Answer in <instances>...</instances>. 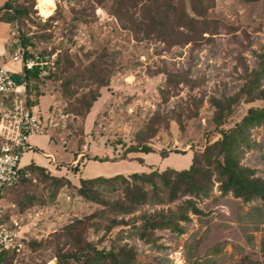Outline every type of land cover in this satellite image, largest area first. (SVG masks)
Listing matches in <instances>:
<instances>
[{
    "label": "rangeland",
    "instance_id": "obj_1",
    "mask_svg": "<svg viewBox=\"0 0 264 264\" xmlns=\"http://www.w3.org/2000/svg\"><path fill=\"white\" fill-rule=\"evenodd\" d=\"M185 1L190 7L189 0ZM203 1L207 17L228 28L221 27L213 37L205 34L208 40L196 46L168 48L156 39L137 41L123 30L110 14L114 0H65L56 13L42 3L43 17L48 19L55 13L45 21L37 15V1L31 0L33 18H26L24 26L42 34L39 50L50 60L54 58L56 71L36 108L46 128L31 137V149L22 165L33 159V164L47 165L52 173L64 175L74 184L97 176L184 170L190 166L194 151L220 140L221 132L233 128L250 108H263V100H243L217 127L211 100L234 96L245 84L246 70L259 68L264 55V0L252 4ZM10 67L20 68L19 64ZM90 68L106 86L99 88L94 83ZM76 74L85 79H77L63 92L65 79ZM90 90L100 95L82 119L71 112L78 106L76 100ZM75 91L77 95L70 98ZM4 101L0 95V110ZM150 122L157 133L149 140ZM138 141L147 142L155 152H135L126 160H117ZM250 141L252 148L244 150L241 163L264 179V128L251 130ZM174 150L187 153L160 155L161 151ZM76 151H84L89 158L79 164L78 172L67 166L56 169V163L62 167L72 162ZM22 188L1 193L0 206L7 218L23 227V236L38 245L28 246L26 264H60L56 249L70 250L64 231L76 219L86 222L88 242L105 250L128 244L135 248L138 264H264V203H244L232 194L221 195L218 184L209 198L197 201L202 214H190L191 221L182 223L184 234L155 231L150 244L138 238L132 220L144 212L175 210L190 197L170 203L167 191L161 190L162 203L153 199L154 204L124 216L104 203L85 201L68 188L52 197L53 187L40 183L26 192L34 196V206L21 210L16 200L23 195ZM99 190L105 201L124 198L120 188ZM109 218L126 224L109 232Z\"/></svg>",
    "mask_w": 264,
    "mask_h": 264
},
{
    "label": "trees",
    "instance_id": "obj_2",
    "mask_svg": "<svg viewBox=\"0 0 264 264\" xmlns=\"http://www.w3.org/2000/svg\"><path fill=\"white\" fill-rule=\"evenodd\" d=\"M31 0H10L4 9L10 15L13 27L19 26V33L13 37L12 50L17 44H22L28 49L30 57L36 59L39 56L43 60H50V56L39 50L42 34L27 30L23 21L33 18V5ZM242 3L252 4L260 0H240ZM190 7L185 0H114L110 14L117 19L123 30L129 31L137 41L156 39L168 48L196 46L206 41L205 34L209 37L218 35L221 27L228 28L224 23L207 17V9L203 0H189ZM58 10V8H57ZM56 13V12H55ZM55 13L47 20H51ZM47 22V21H46ZM43 29L44 26H42ZM44 37V36H43ZM259 68L249 72L246 70L245 84L234 96L229 98L211 100L215 108L214 122L217 127L222 126L225 119L230 116L233 106L241 101L249 103L256 100L264 101V55L260 56ZM58 61V60H57ZM70 65V64H69ZM73 67V65H72ZM94 68V67H93ZM90 68L91 77L99 88L106 83L95 76L96 70ZM85 79L84 75L76 74L65 79L63 92L77 80ZM53 79V74L47 78L40 77V68L35 66L33 70H25L19 81L28 82V91L31 96L29 104L38 106L40 98L45 96L48 84ZM68 94V93H67ZM70 98L77 95L72 92ZM97 90H90L76 100L78 106L71 113L82 119H86L94 103L99 97ZM147 139L153 138L157 131L154 122H150ZM255 128H264V107L250 108L247 114L233 128L222 131V138L202 150L194 151L190 166L184 170L166 169L163 171L152 170L150 172L117 174L110 177L98 176L89 179H81L78 186L71 183L65 177L49 174V171L41 166L30 164L26 170L31 178L23 181L19 186L10 190L22 188L23 195L16 200L18 207L30 208L34 206V196L27 195L35 184L40 183L53 187L51 196L65 188L75 190L76 195L87 202L104 203L105 206L120 215L129 216L139 208L147 204H154L153 199L162 203L159 197L161 190L167 191L168 202L177 201L180 197H190L183 205L175 210H160L153 213L144 212L132 220L138 238L145 243L154 242V232L169 230L176 234H184L182 223L191 221L190 214L201 215L198 208V200L210 197L216 184L221 195L232 194L244 203L261 201L264 203V179L256 175V171L243 166L241 163L244 150L252 148L250 132ZM154 153L155 150L147 143L138 141L136 146L128 148L119 160H126L131 153ZM187 153L186 151H161L160 155L166 157L169 153ZM84 157V156H83ZM82 157V159H83ZM97 161H115V159L92 158ZM81 161V160H80ZM78 171V166L72 168ZM101 187H109L113 190L122 189L123 200L115 202L105 201L102 198ZM150 187V190L147 188ZM152 194V195H151ZM105 201V202H103ZM108 231L125 225L124 220L109 218ZM128 225V224H127ZM86 222L76 219L66 226L65 237L70 250L56 249V259L60 264H138L135 248L128 244L121 245L117 250L98 249L85 237ZM264 244V243H263ZM28 246H38L27 240Z\"/></svg>",
    "mask_w": 264,
    "mask_h": 264
},
{
    "label": "built area",
    "instance_id": "obj_3",
    "mask_svg": "<svg viewBox=\"0 0 264 264\" xmlns=\"http://www.w3.org/2000/svg\"><path fill=\"white\" fill-rule=\"evenodd\" d=\"M35 10L40 19L45 21L38 9ZM65 0H54V12ZM19 33V26L14 27V33ZM11 64H19L18 70L8 64H0V95L4 96L3 108L0 110V196L5 190L19 186L31 178L22 159L31 149L30 139L40 135L46 128L42 117L36 112L37 106H31V96L28 82L19 81L25 70L40 68V77L47 78L56 71L53 60H43L39 56L34 59L28 54V49L17 44L13 50ZM26 242L23 227L11 218L6 217L4 208L0 206V264H26ZM50 264H54L51 262Z\"/></svg>",
    "mask_w": 264,
    "mask_h": 264
},
{
    "label": "crops",
    "instance_id": "obj_4",
    "mask_svg": "<svg viewBox=\"0 0 264 264\" xmlns=\"http://www.w3.org/2000/svg\"><path fill=\"white\" fill-rule=\"evenodd\" d=\"M9 1L10 0H0V64H6L7 63L8 66H11L12 64L10 63V59H11V56L13 53L12 45H13V37H14V35H13L14 27L9 20L10 19L9 13L4 9V6ZM2 105H3V103H2ZM73 153L76 155V157L73 159L72 162H70L67 165H64L62 167H58V164L56 163L54 165L56 167V169L64 168L65 166H67L68 170L75 172L72 168H75L77 166L79 168L80 163L82 166L85 163V160L89 159V158H86V154L84 151H76ZM50 156L53 157L52 154H50ZM82 157H83V159H82ZM23 158H24V156H23ZM31 160H33V159H31ZM31 160L28 161L27 165H23V166H28L30 164H33ZM117 160H119V159H117ZM38 166H40V165H38ZM41 167L46 168L51 173V175L58 176V177H65L64 175L61 176V175H57L55 173H52L51 168H49V166H47V165H43ZM80 169H81V167H80ZM78 171H79V169H78ZM65 178H67V177H65ZM71 183L74 184L73 182H71ZM74 185L78 186L79 184H74Z\"/></svg>",
    "mask_w": 264,
    "mask_h": 264
},
{
    "label": "bare ground",
    "instance_id": "obj_5",
    "mask_svg": "<svg viewBox=\"0 0 264 264\" xmlns=\"http://www.w3.org/2000/svg\"><path fill=\"white\" fill-rule=\"evenodd\" d=\"M44 3L46 8L52 13L54 12V0H39V6H38V9L40 10V13H41V4ZM42 15V14H41Z\"/></svg>",
    "mask_w": 264,
    "mask_h": 264
}]
</instances>
